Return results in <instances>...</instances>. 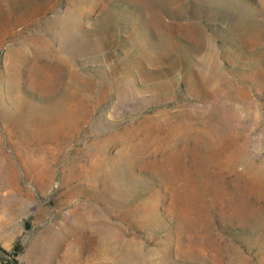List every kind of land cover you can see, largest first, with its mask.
Returning a JSON list of instances; mask_svg holds the SVG:
<instances>
[{
    "label": "rangeland",
    "instance_id": "374dc122",
    "mask_svg": "<svg viewBox=\"0 0 264 264\" xmlns=\"http://www.w3.org/2000/svg\"><path fill=\"white\" fill-rule=\"evenodd\" d=\"M0 246L264 264V0H0Z\"/></svg>",
    "mask_w": 264,
    "mask_h": 264
},
{
    "label": "trees",
    "instance_id": "16d2710c",
    "mask_svg": "<svg viewBox=\"0 0 264 264\" xmlns=\"http://www.w3.org/2000/svg\"><path fill=\"white\" fill-rule=\"evenodd\" d=\"M18 251H13V253L10 255V258H7L6 259V263L7 264H17V261L15 259V255L17 254ZM0 253H3V254H8V251L3 249L1 246H0ZM5 263V264H6Z\"/></svg>",
    "mask_w": 264,
    "mask_h": 264
}]
</instances>
